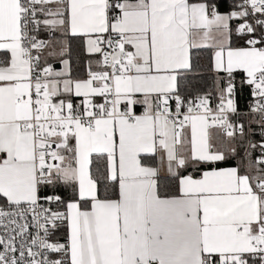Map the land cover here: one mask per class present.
Returning a JSON list of instances; mask_svg holds the SVG:
<instances>
[{"label": "snow or ice", "instance_id": "1", "mask_svg": "<svg viewBox=\"0 0 264 264\" xmlns=\"http://www.w3.org/2000/svg\"><path fill=\"white\" fill-rule=\"evenodd\" d=\"M0 264H264V0H0Z\"/></svg>", "mask_w": 264, "mask_h": 264}]
</instances>
